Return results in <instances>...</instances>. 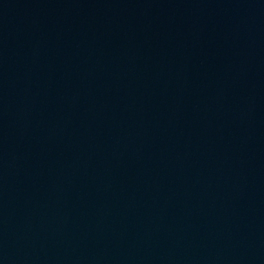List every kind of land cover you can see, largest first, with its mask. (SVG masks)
Here are the masks:
<instances>
[{
	"label": "water",
	"instance_id": "1",
	"mask_svg": "<svg viewBox=\"0 0 264 264\" xmlns=\"http://www.w3.org/2000/svg\"><path fill=\"white\" fill-rule=\"evenodd\" d=\"M0 264H264V0H0Z\"/></svg>",
	"mask_w": 264,
	"mask_h": 264
}]
</instances>
